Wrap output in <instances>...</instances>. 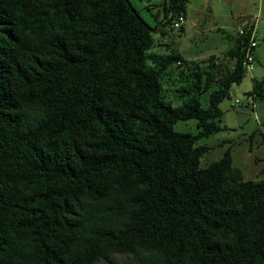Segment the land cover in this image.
Here are the masks:
<instances>
[{"label":"trees","instance_id":"16d2710c","mask_svg":"<svg viewBox=\"0 0 264 264\" xmlns=\"http://www.w3.org/2000/svg\"><path fill=\"white\" fill-rule=\"evenodd\" d=\"M155 29L129 0H0V264H264V177L230 149L201 167L198 144L226 128L253 28L232 66L154 52Z\"/></svg>","mask_w":264,"mask_h":264},{"label":"rangeland","instance_id":"374dc122","mask_svg":"<svg viewBox=\"0 0 264 264\" xmlns=\"http://www.w3.org/2000/svg\"><path fill=\"white\" fill-rule=\"evenodd\" d=\"M152 26L155 45L152 51L168 54L179 51L189 60L206 65L212 54L216 63L232 66L236 57H230L228 50L234 47L240 30L256 28L259 45L255 49L253 71L247 72L238 88L234 84L231 97L224 99L220 108L223 112L221 125L226 128L203 137L198 144L209 146V151L201 156V167L220 160L227 149L231 150L233 164L242 169L245 179L259 180L264 177V97L248 96L255 79L264 78V0H189L187 23L184 29L174 28L165 19V0H129ZM160 21V22H159ZM231 58V59H230ZM181 69L175 65L168 71L173 80ZM171 74L172 76H169ZM174 81V82H173ZM171 81L172 84L175 80ZM209 92L201 99L203 107L209 105ZM179 102H174L178 104ZM175 130L197 133V120H179ZM126 264L130 256L115 254ZM104 264H108L103 262Z\"/></svg>","mask_w":264,"mask_h":264},{"label":"built area","instance_id":"2783aa9c","mask_svg":"<svg viewBox=\"0 0 264 264\" xmlns=\"http://www.w3.org/2000/svg\"><path fill=\"white\" fill-rule=\"evenodd\" d=\"M186 24V16L184 13L177 14L172 20V26L174 28H181ZM250 29V27L248 28ZM244 30H240V33H243ZM259 45V41L257 40L256 29H252V34L250 37L249 44L245 48L243 65L246 67L247 71H253L255 65V49ZM180 63V62H179Z\"/></svg>","mask_w":264,"mask_h":264},{"label":"crops","instance_id":"0c3cea01","mask_svg":"<svg viewBox=\"0 0 264 264\" xmlns=\"http://www.w3.org/2000/svg\"><path fill=\"white\" fill-rule=\"evenodd\" d=\"M165 2V1H164ZM187 16V15H186ZM160 22V21H159ZM186 23H187V19H186ZM256 29V28H255ZM183 55V54H182ZM213 55V54H212ZM184 56V55H183ZM185 57V56H184ZM189 59V58H188ZM238 88H240V85H239V87Z\"/></svg>","mask_w":264,"mask_h":264},{"label":"water","instance_id":"95a60500","mask_svg":"<svg viewBox=\"0 0 264 264\" xmlns=\"http://www.w3.org/2000/svg\"><path fill=\"white\" fill-rule=\"evenodd\" d=\"M238 87H239V85H238Z\"/></svg>","mask_w":264,"mask_h":264}]
</instances>
